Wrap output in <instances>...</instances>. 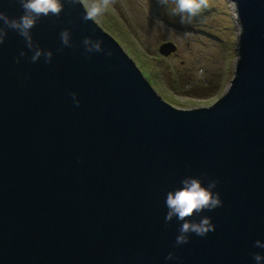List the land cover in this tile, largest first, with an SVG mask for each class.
Masks as SVG:
<instances>
[{
  "label": "water",
  "instance_id": "1",
  "mask_svg": "<svg viewBox=\"0 0 264 264\" xmlns=\"http://www.w3.org/2000/svg\"><path fill=\"white\" fill-rule=\"evenodd\" d=\"M230 1L238 59L210 107L163 101L117 41L82 20L81 1L32 29L34 43L53 52L50 64L31 62L23 38L8 32L0 45V264H254L251 254L264 252L253 247L264 241V0ZM0 11L22 10L0 0ZM64 28L72 48L61 45ZM85 37L111 56H86ZM187 175L217 180L223 206L202 213L214 232L176 247L179 223H165L164 198ZM169 252L179 260L166 261Z\"/></svg>",
  "mask_w": 264,
  "mask_h": 264
},
{
  "label": "rangeland",
  "instance_id": "2",
  "mask_svg": "<svg viewBox=\"0 0 264 264\" xmlns=\"http://www.w3.org/2000/svg\"><path fill=\"white\" fill-rule=\"evenodd\" d=\"M83 7L90 0H80ZM97 26L115 39L163 101L175 108L210 107L228 91L238 59L240 23L230 0H206L191 22L161 0H109ZM176 50L163 56L159 47Z\"/></svg>",
  "mask_w": 264,
  "mask_h": 264
},
{
  "label": "clouds",
  "instance_id": "3",
  "mask_svg": "<svg viewBox=\"0 0 264 264\" xmlns=\"http://www.w3.org/2000/svg\"><path fill=\"white\" fill-rule=\"evenodd\" d=\"M21 11L19 16L9 17L4 11H0V45H3L9 31L15 32L23 38L25 47L32 54L31 62L35 63L43 57L44 62L50 64L53 58L51 50L42 49L34 43L32 29L42 19L47 17L59 18L66 7L75 6L80 0H17ZM166 7L171 4L172 15L180 16L181 22H191L204 7L206 0H161ZM110 7L109 0H90L86 5L85 15L82 20L99 19ZM60 42L63 48H72V33L68 28H64L59 33ZM84 54L88 57L93 53H103L111 56V53L103 47L99 39L85 37L81 41ZM27 53L21 50L16 58V63H20L21 58ZM73 103L79 107L80 101L76 93L70 94ZM218 181L208 180L205 182L201 177L187 175L180 179L178 185L168 191L164 198V205L167 209L164 216L165 223L175 219L179 223L178 234L175 237V246L189 243L190 236L195 234L198 237H206L210 232L215 231V225L204 212H211L223 206L220 193L216 191ZM191 219H186V218ZM254 248L264 250V241L257 239L253 243ZM254 264H264V252H253L251 254ZM166 261H178L179 258L173 252H169L165 257Z\"/></svg>",
  "mask_w": 264,
  "mask_h": 264
},
{
  "label": "trees",
  "instance_id": "4",
  "mask_svg": "<svg viewBox=\"0 0 264 264\" xmlns=\"http://www.w3.org/2000/svg\"><path fill=\"white\" fill-rule=\"evenodd\" d=\"M142 75H143V73H142ZM144 78H146V77H144ZM147 79V78H146ZM148 81V80H147ZM150 83V82H149Z\"/></svg>",
  "mask_w": 264,
  "mask_h": 264
}]
</instances>
